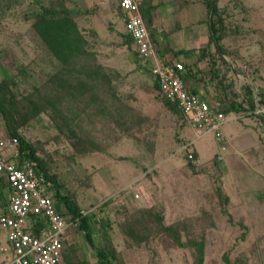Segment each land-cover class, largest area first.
I'll return each instance as SVG.
<instances>
[{
    "label": "rangeland",
    "instance_id": "rangeland-1",
    "mask_svg": "<svg viewBox=\"0 0 264 264\" xmlns=\"http://www.w3.org/2000/svg\"><path fill=\"white\" fill-rule=\"evenodd\" d=\"M119 3L0 0L1 98L11 128L94 218L96 249L80 222L66 263L98 264L104 250L116 253L114 264H196L193 243L203 242L204 264H225V256L264 264V117L255 111L264 107V0H219L228 60L205 49L200 66L186 65L187 82L213 95L218 114L233 110L222 145L214 134L194 142L197 132L161 97L127 41ZM47 11L74 17L89 55L67 67L53 56L34 28ZM9 131L0 113V132ZM5 209L0 201V215ZM6 240L0 229V264Z\"/></svg>",
    "mask_w": 264,
    "mask_h": 264
},
{
    "label": "built area",
    "instance_id": "built-area-1",
    "mask_svg": "<svg viewBox=\"0 0 264 264\" xmlns=\"http://www.w3.org/2000/svg\"><path fill=\"white\" fill-rule=\"evenodd\" d=\"M143 1L119 3L138 58L158 84L161 97L178 109L198 136L214 134L224 144L227 138L223 127L231 119L218 114L210 100L189 88L184 63L160 54L142 13ZM255 111L264 117V107ZM19 145L18 138L0 132V183L6 186L8 200L0 215V229L7 233L1 252L7 264H64L68 234L80 219L69 217L58 207L52 184L32 163L22 160ZM221 149L227 150L226 146ZM188 158L194 160L192 151Z\"/></svg>",
    "mask_w": 264,
    "mask_h": 264
},
{
    "label": "trees",
    "instance_id": "trees-1",
    "mask_svg": "<svg viewBox=\"0 0 264 264\" xmlns=\"http://www.w3.org/2000/svg\"><path fill=\"white\" fill-rule=\"evenodd\" d=\"M208 11V24L210 28L211 38L210 46L214 45L219 54H224V49L221 42L224 40V35L222 34V29L224 28V20L221 17V11L219 7V0H203ZM145 18V16H144ZM147 18V17H146ZM146 20V19H145ZM150 18L148 17L146 23L150 25ZM36 32L39 34L41 39L46 44L47 48L53 54V56L64 66H71L76 59L86 57L89 55L86 50L88 41L82 31L80 30L74 17L68 12H54L47 11L42 13L37 17L34 24ZM127 41L130 45L134 47V43L130 36L127 34ZM135 50V48H134ZM136 53V52H135ZM156 87L159 91V86L155 82ZM2 87L0 86V113L3 115L7 124L10 128L11 137H16L19 139L20 145L19 150L22 154V160L32 163L37 170L44 173L48 181L53 186V198L56 204L66 215L73 219H80V229L85 233L87 242L96 249L94 241V230L91 225V221L94 218L91 215H83L82 210L74 202V200L69 195H64L61 192L60 186L57 183L56 177L50 175L45 165V162L39 157L37 149L30 144L22 135L13 130L11 119L12 116L10 112L3 107V99L1 98ZM166 101V100H165ZM167 102V101H166ZM172 108L178 109L167 102ZM264 105V100H262ZM254 106V105H253ZM233 110L227 109L225 114L231 113ZM179 112V111H178ZM180 113V112H179ZM56 193H55V189ZM0 201H5V207L7 208L8 202L6 198V186L0 183ZM166 230L174 231L172 227H166ZM195 247L198 248V259L196 264H204L205 262V244L203 242L193 243ZM116 253H107L104 250H97L98 264H114L116 260ZM225 264H231V260L228 256L224 257Z\"/></svg>",
    "mask_w": 264,
    "mask_h": 264
},
{
    "label": "crops",
    "instance_id": "crops-1",
    "mask_svg": "<svg viewBox=\"0 0 264 264\" xmlns=\"http://www.w3.org/2000/svg\"><path fill=\"white\" fill-rule=\"evenodd\" d=\"M148 3V0L143 1L142 13L143 16H145L144 19L147 20L148 17L150 18V27L152 30L151 38L162 56L166 55L168 57H173L175 61L182 62L185 65H187L188 62H197L200 66V63L203 62L201 51L207 49L212 54L217 51L214 45L210 46L211 33L208 24V11L205 10V12L200 15L201 10L198 5L202 3V1L179 0L175 2L172 0H166L165 3L162 4L158 0H152V3ZM122 22L123 24L125 23L123 18ZM125 30L127 31V29ZM217 55L222 59L224 58L225 60H228L225 54H219L217 52ZM213 57H215V55H213ZM214 61L221 63V60L218 59H215ZM189 75L191 76L193 73H189L187 69L186 81ZM187 85L191 90L199 93L205 99H208L211 102L214 101L212 99L213 95H209V93L205 92L201 87L192 86L188 82ZM229 114L227 115L229 116ZM203 137L197 135L194 142ZM229 140L230 144L233 146V142L231 139ZM258 142L260 150L263 151L264 147L260 138L258 139ZM260 163L263 164V161ZM73 245H75V233L70 231L64 251V264H67L66 258L69 255L68 250Z\"/></svg>",
    "mask_w": 264,
    "mask_h": 264
}]
</instances>
